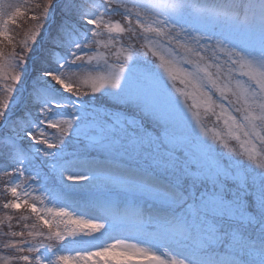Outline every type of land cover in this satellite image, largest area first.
Returning a JSON list of instances; mask_svg holds the SVG:
<instances>
[{
    "label": "rangeland",
    "instance_id": "rangeland-1",
    "mask_svg": "<svg viewBox=\"0 0 264 264\" xmlns=\"http://www.w3.org/2000/svg\"><path fill=\"white\" fill-rule=\"evenodd\" d=\"M0 264H264V0H0Z\"/></svg>",
    "mask_w": 264,
    "mask_h": 264
},
{
    "label": "trees",
    "instance_id": "trees-1",
    "mask_svg": "<svg viewBox=\"0 0 264 264\" xmlns=\"http://www.w3.org/2000/svg\"><path fill=\"white\" fill-rule=\"evenodd\" d=\"M205 3H206V2H205ZM208 3H210V2H207L206 4H202V3L200 4V3H199L197 6H200V5L202 6V5H203L204 7H209V6H210L209 8L213 7L212 5H209ZM210 4H211V3H210ZM212 4H214V3H212ZM227 12H228V11H227Z\"/></svg>",
    "mask_w": 264,
    "mask_h": 264
},
{
    "label": "bare ground",
    "instance_id": "bare-ground-1",
    "mask_svg": "<svg viewBox=\"0 0 264 264\" xmlns=\"http://www.w3.org/2000/svg\"><path fill=\"white\" fill-rule=\"evenodd\" d=\"M84 179H85V178H84ZM86 180H88V179H85V181H86ZM90 180H93V179H90ZM90 180H89V181H90ZM80 181H82V179H80Z\"/></svg>",
    "mask_w": 264,
    "mask_h": 264
}]
</instances>
